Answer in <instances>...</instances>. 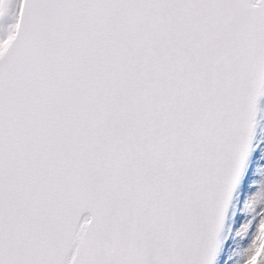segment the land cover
<instances>
[{
  "label": "snow or ice",
  "instance_id": "6c2138e0",
  "mask_svg": "<svg viewBox=\"0 0 264 264\" xmlns=\"http://www.w3.org/2000/svg\"><path fill=\"white\" fill-rule=\"evenodd\" d=\"M0 264H264V0H0Z\"/></svg>",
  "mask_w": 264,
  "mask_h": 264
}]
</instances>
